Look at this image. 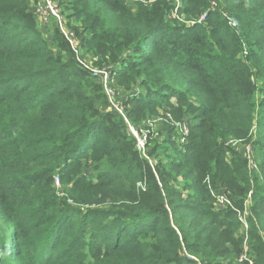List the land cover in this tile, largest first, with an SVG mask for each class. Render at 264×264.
<instances>
[{
  "label": "trees",
  "instance_id": "trees-1",
  "mask_svg": "<svg viewBox=\"0 0 264 264\" xmlns=\"http://www.w3.org/2000/svg\"><path fill=\"white\" fill-rule=\"evenodd\" d=\"M31 2L0 0L1 264H264V0H62L78 49Z\"/></svg>",
  "mask_w": 264,
  "mask_h": 264
},
{
  "label": "rangeland",
  "instance_id": "rangeland-1",
  "mask_svg": "<svg viewBox=\"0 0 264 264\" xmlns=\"http://www.w3.org/2000/svg\"><path fill=\"white\" fill-rule=\"evenodd\" d=\"M34 2H31V5L33 6V9L35 10V14L37 16V25L41 30V34L43 37H50L51 34L58 30L59 32H61L63 35H65V33H69L70 35H67L66 38L69 39V41H71L74 46H78L81 47V37L79 36V34L77 33V30L75 29L76 26L79 25V23L77 22L78 20L76 18H68V14L61 11V8L64 9V6L62 3H60V1L62 0H53L54 2H56L58 4V7L61 11V15L63 16V23H60V20L55 17V16H50L47 17V19H43L40 15H38L36 7L37 4L39 3L40 0H33ZM131 8H134L136 3L141 2L140 0H124ZM174 2V0H173ZM34 3V5H33ZM176 6L173 10V12L171 14L168 15V20L173 23L176 24L178 22H184L187 24H192L195 20L192 19H187L186 16L182 13V11L180 10L183 2L182 0H175ZM61 7V8H60ZM72 37V38H71ZM81 58L83 60V62L85 63V65H87V67L90 70H100L102 68L97 67V65L95 64L96 61L99 60L98 56H94L93 53L86 51V49H82L81 48ZM107 68V67H106ZM94 75V74H93ZM98 79L100 78V76H96ZM115 83V85H113ZM111 88L115 91L114 95L110 98L108 95V99L111 101V103H118L117 100L122 101L125 97L124 91L119 87V83L117 82V80L113 81L111 83ZM111 106V104H110ZM115 106V105H114ZM115 108V107H112ZM158 125V123H157ZM160 125H158L157 127L154 128L153 131L157 130V128H159ZM135 132L137 134H139L140 132L137 130V128H134ZM130 132L135 135V133L130 129ZM179 132H182L181 128H179ZM136 136V135H135ZM230 144H232L233 146H237L239 145V141H235V140H230L229 141ZM241 145V144H240ZM242 147H245V145H241ZM146 149V147H145ZM249 153H251V148L249 149ZM11 248L13 250H15V245L12 242L11 243ZM4 259V256L2 254V252H0V264L2 262V260ZM18 264H25V262L23 260L20 259Z\"/></svg>",
  "mask_w": 264,
  "mask_h": 264
},
{
  "label": "built area",
  "instance_id": "built-area-1",
  "mask_svg": "<svg viewBox=\"0 0 264 264\" xmlns=\"http://www.w3.org/2000/svg\"><path fill=\"white\" fill-rule=\"evenodd\" d=\"M140 1L147 3V2H150L152 0H140ZM36 10H37L38 15H40L43 19H47V17H50V16H55L60 20L61 24L63 23V16L61 15V11L58 7V4L56 2H54L53 0H40L39 3L37 4ZM205 19H206V14H203L202 16L199 17L198 20L202 21ZM67 35H70V34L65 33V37ZM72 45L75 49H78V46H74L73 43H72ZM85 66L87 67V65H85ZM93 74H94V76H100L99 79H101V81L103 82V85H104V88H105L107 95L111 98L115 93V91L111 88V85H112L111 83L114 81L112 78V75H111V70L109 68L105 67V68H102L100 70H94ZM117 101H118L117 104L114 103L115 106L113 105V103H111V104L113 105V107H115V109L119 113H121L124 116L125 120L128 122V119L125 116L124 107H123L121 101L120 100H117ZM128 124H129V129H131L135 133V135L138 139L139 150L145 152L146 133H145V135H142L143 136L142 137L141 135H139L135 132V130H134L135 127L133 125H131L130 123H128ZM178 127L181 128V130H182V132H179L181 142H184V140H185L184 134L188 132L187 126L183 123H181V124L179 123Z\"/></svg>",
  "mask_w": 264,
  "mask_h": 264
},
{
  "label": "crops",
  "instance_id": "crops-1",
  "mask_svg": "<svg viewBox=\"0 0 264 264\" xmlns=\"http://www.w3.org/2000/svg\"><path fill=\"white\" fill-rule=\"evenodd\" d=\"M32 2H34L33 0H32ZM35 3V2H34ZM34 3H33V5H34Z\"/></svg>",
  "mask_w": 264,
  "mask_h": 264
}]
</instances>
